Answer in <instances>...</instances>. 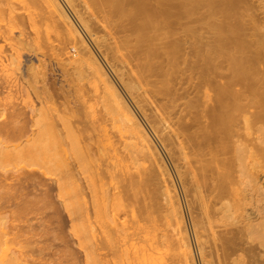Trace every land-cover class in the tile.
<instances>
[{
    "label": "bare ground",
    "instance_id": "1",
    "mask_svg": "<svg viewBox=\"0 0 264 264\" xmlns=\"http://www.w3.org/2000/svg\"><path fill=\"white\" fill-rule=\"evenodd\" d=\"M14 2L20 4L21 11L31 9L27 17L31 26L39 28L48 23L55 36L52 41L47 39L54 58L57 56L68 70L72 71L74 65L73 71L85 68L88 75L91 73L96 80L91 79L98 83L103 99L110 105V117L106 115L115 130L105 140L113 153L109 157L111 163L105 172L93 176L97 183L90 179L93 186H89L94 191L97 212L113 214L100 232L82 234L83 242L86 240L85 244L81 243L85 245L83 248L95 242L90 245L91 250L85 249L91 264H105L102 258L110 255L121 259L115 264L126 261L129 262L126 264H134L125 246L135 240L136 244L137 240L138 245L143 244L140 246L142 254L134 255L136 264H195L179 196L160 147L170 159L183 188L202 264H238L243 254L250 257V262L253 260L252 264H264V187L259 181L260 171L264 169V102L242 108L244 105L239 104L243 99L242 91L231 89L236 85L227 86V74L219 70L220 61L215 60L221 52L220 48L216 49L217 42L226 45V40L220 42L221 38L212 30L205 35L198 33L207 16L196 15L198 12L193 7L191 15L190 11L184 13L182 0ZM13 4L16 5L12 0H0V16L6 9L9 12ZM68 8L120 87L87 44ZM13 12L10 11V16L18 18L20 12ZM37 39L43 45L44 41ZM236 77L243 82L246 78ZM97 140V148H104V141ZM35 142L33 149L31 142L27 141L31 146L24 145L36 151ZM91 148L94 150L93 146ZM11 151L2 153L0 150V155L4 156L0 160L8 155L12 159ZM35 151L33 156L41 154ZM23 157L31 158V155ZM138 164L143 165L142 171H133ZM105 173L118 180L116 191L112 193L104 188ZM128 204H138L141 209L131 220L120 216ZM4 233L0 232V237L8 235ZM1 242L3 240L0 245ZM116 252H124V256L119 253L117 256ZM17 254L10 256L12 259H7L6 264H20L22 256Z\"/></svg>",
    "mask_w": 264,
    "mask_h": 264
},
{
    "label": "rangeland",
    "instance_id": "2",
    "mask_svg": "<svg viewBox=\"0 0 264 264\" xmlns=\"http://www.w3.org/2000/svg\"><path fill=\"white\" fill-rule=\"evenodd\" d=\"M14 1L12 0V3L17 6L14 4V6H10V11L13 12L11 9H14L13 13L20 12V4L17 3L18 1ZM184 1L182 0L185 6L184 13L185 10L190 11L191 15L193 7V10L198 12L197 14L192 12L194 15H206L205 19H210V23L205 20L203 23L205 27L199 28V34L205 35L207 31L211 32L212 30L214 34L216 32V35H219L220 42L226 40V45L223 42H221L222 44L217 42L216 49L220 48L221 52L219 54L218 50L216 51L218 59L215 58V60L217 63L220 61L219 70H225L224 72L227 74V86L230 88L236 85L235 89H231L238 88L237 90L242 91L241 97L245 100L243 101L239 97V100L242 99L239 104L241 102V105H244L242 108L249 107L250 104L252 107L254 104H263L264 0H240V2L239 0H186L185 3ZM27 8L20 12L23 18L20 13H17L19 17L13 19L10 16V11L8 12L9 9L5 10V14H1V16L5 15L4 17L0 16V141H3V144L0 142V150L2 152L5 147H8V151L5 149L2 153L5 151L10 153L12 149L11 154L14 155L12 159L8 155L9 160L2 159L4 156L0 155L2 157L0 160V232L8 233V235L4 233L6 237H0V241L3 240L0 245V261H2L1 264H6L9 262L7 259H12L15 252L16 254L20 252L18 254L23 257H20V264H91L87 248L91 250L90 245L95 242L90 240L91 244H87V247L83 248L85 245L82 246V244H85L86 240L83 242L84 238L81 237L84 235L82 234L100 232L104 223L109 222L113 214L109 211L107 214L97 212L94 206V191L93 188L91 189L93 185L90 184L93 181L89 182L91 178H95L97 173L105 172L111 163L109 157L113 153L105 140L111 137L115 130L111 123L112 120H108L110 117L108 106L110 105L105 98L103 99L98 83L91 79L94 78L91 73L88 75L85 68L82 70L76 68L77 71H73L74 65L72 71L71 68L68 70L67 65L66 68L57 60V56L54 58V51L51 50L53 48H50L49 44L55 38L52 34L53 29L48 27V23L47 26L43 22L45 28L31 26L29 24L31 21L27 20L31 9ZM67 10L87 44L98 56L112 80L120 87L118 80L94 47L90 37L76 21L78 19L69 8ZM38 24L36 25L38 26ZM37 29H40L38 35ZM46 33L49 37L46 36ZM34 34L37 36L34 37ZM41 35L43 36L40 38ZM38 37L40 39H37ZM49 38L51 39L48 42ZM36 39L43 40V45ZM36 42L42 46L38 47ZM223 66L226 68L224 69ZM236 73L247 79L244 78V82L237 79ZM229 74L230 76H228ZM238 84L240 85L237 86ZM241 84L243 88H240ZM95 85L98 86V89ZM121 91L125 95L123 89ZM261 101L263 102L261 103ZM244 102L248 103L244 104ZM106 114L109 115L108 118ZM251 125L250 123L249 126ZM98 138L104 141V148H97ZM35 140L34 149L37 150L34 151L41 154L36 155L37 153H35L33 156L32 149ZM27 141L31 142L32 149L26 148L29 144ZM155 142L158 144L156 140ZM25 143H27L26 146ZM36 143H39V148H36ZM30 144L29 146H31ZM88 146H93L94 150ZM25 151L26 153H22ZM160 153L172 175L179 196L194 252L195 264H202L183 188L170 159L161 147ZM29 154L31 158L23 157V160L22 156H29ZM142 169L143 165L138 164L134 166L133 171L139 172ZM259 177V181L264 187V169L260 171ZM117 182V179L110 178L106 174L104 188L112 193L116 191ZM158 211L161 212V209ZM121 212L122 219L131 220L134 216H138L141 209L138 204H128ZM156 215L154 212L153 216ZM150 217L152 219V216ZM230 221L234 222V220ZM124 241L127 242V239ZM135 241H130L129 244H133ZM122 242L119 245L122 246ZM129 244L126 243V253L133 259L131 261L128 256V260L136 264L137 257L135 259V256L141 255L143 252L140 247L142 243L138 245L137 240V244L135 242L132 247ZM136 247H139V251ZM14 248L16 249L14 250ZM124 252H118L119 256H124ZM118 253L116 252V255ZM246 256L244 257L243 254L242 258L240 257L241 260L239 259L240 262L238 260L239 263H237L252 264L253 260L250 262V257ZM121 258L123 259V257ZM103 259L105 264L113 262L115 264V261L120 258L110 255L106 259L102 258V261ZM126 263L129 262L126 261Z\"/></svg>",
    "mask_w": 264,
    "mask_h": 264
}]
</instances>
